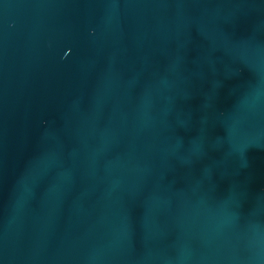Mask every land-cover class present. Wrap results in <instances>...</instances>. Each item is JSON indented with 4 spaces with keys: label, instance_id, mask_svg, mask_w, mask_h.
Masks as SVG:
<instances>
[{
    "label": "water",
    "instance_id": "water-1",
    "mask_svg": "<svg viewBox=\"0 0 264 264\" xmlns=\"http://www.w3.org/2000/svg\"><path fill=\"white\" fill-rule=\"evenodd\" d=\"M0 264H264V0H0Z\"/></svg>",
    "mask_w": 264,
    "mask_h": 264
}]
</instances>
